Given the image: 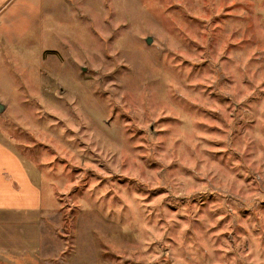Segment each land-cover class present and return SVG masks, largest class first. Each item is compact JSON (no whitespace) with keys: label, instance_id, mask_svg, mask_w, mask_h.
<instances>
[{"label":"rangeland","instance_id":"374dc122","mask_svg":"<svg viewBox=\"0 0 264 264\" xmlns=\"http://www.w3.org/2000/svg\"><path fill=\"white\" fill-rule=\"evenodd\" d=\"M18 4L0 138L45 200L0 243L22 234V264H264V0Z\"/></svg>","mask_w":264,"mask_h":264},{"label":"crops","instance_id":"0c3cea01","mask_svg":"<svg viewBox=\"0 0 264 264\" xmlns=\"http://www.w3.org/2000/svg\"><path fill=\"white\" fill-rule=\"evenodd\" d=\"M19 2H45V0H0V38L8 36L9 30L12 29L10 14L20 6ZM36 183L24 160L0 138V220L16 222L17 216L25 220L41 212L45 199ZM19 226H26V223H20ZM20 228L24 230L23 227ZM25 246L22 234H16L7 246L1 242L0 262L22 264Z\"/></svg>","mask_w":264,"mask_h":264},{"label":"water","instance_id":"95a60500","mask_svg":"<svg viewBox=\"0 0 264 264\" xmlns=\"http://www.w3.org/2000/svg\"><path fill=\"white\" fill-rule=\"evenodd\" d=\"M151 41H152L151 38H148V39H147V43H148V44H150ZM4 110H5V106H3L2 104H0V113H2Z\"/></svg>","mask_w":264,"mask_h":264}]
</instances>
